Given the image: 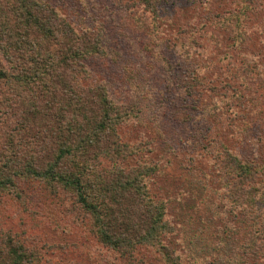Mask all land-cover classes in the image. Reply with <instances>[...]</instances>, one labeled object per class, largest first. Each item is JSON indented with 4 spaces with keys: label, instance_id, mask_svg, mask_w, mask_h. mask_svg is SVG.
I'll use <instances>...</instances> for the list:
<instances>
[{
    "label": "rangeland",
    "instance_id": "obj_1",
    "mask_svg": "<svg viewBox=\"0 0 264 264\" xmlns=\"http://www.w3.org/2000/svg\"><path fill=\"white\" fill-rule=\"evenodd\" d=\"M52 2L78 31L102 39L103 53L86 61L84 86H101L115 104L138 111L118 134L140 148L130 167H158L154 192L171 201L169 217L181 231L182 241L170 246L191 264L188 241L203 247L194 235L200 218L212 216L209 259L200 264L239 261V247L262 220L235 208L229 196L245 189V170L253 172V191L264 190V0H161L164 20L155 35L142 27L152 14L131 0ZM18 184L19 196L0 197V253L12 247L34 264H167L154 247L125 256L103 245L87 230L72 194L51 198L42 184ZM241 212L250 218L247 226Z\"/></svg>",
    "mask_w": 264,
    "mask_h": 264
},
{
    "label": "trees",
    "instance_id": "obj_2",
    "mask_svg": "<svg viewBox=\"0 0 264 264\" xmlns=\"http://www.w3.org/2000/svg\"><path fill=\"white\" fill-rule=\"evenodd\" d=\"M131 1L152 14L143 29L161 33V0ZM239 22L228 26L236 30ZM103 50L97 33L78 31L52 0H0V197L19 196V181L42 184L51 198L62 191L72 194L87 230L103 245L125 256L154 247L167 264H185L183 254L170 246L182 241L169 217L173 205L154 192L158 167H130L140 148L118 134L137 117V109L115 104L101 86H84L86 61ZM230 159L244 169L237 157ZM105 162H112L111 168H104ZM241 177L245 189L229 198L238 210L249 208L262 219L260 231L249 234L239 247V261L206 264H264V190L253 191L251 170ZM241 215L247 226L250 218L246 212ZM211 217L200 218L203 227L194 235L203 247L188 241L194 255L191 264L209 259L205 233L214 224ZM23 254L11 247L7 254L0 253V264L36 262Z\"/></svg>",
    "mask_w": 264,
    "mask_h": 264
}]
</instances>
